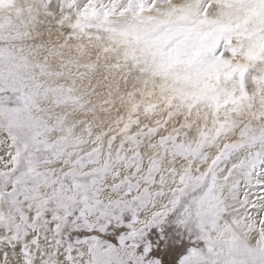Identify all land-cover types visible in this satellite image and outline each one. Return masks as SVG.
I'll list each match as a JSON object with an SVG mask.
<instances>
[{
  "label": "snow or ice",
  "instance_id": "1",
  "mask_svg": "<svg viewBox=\"0 0 264 264\" xmlns=\"http://www.w3.org/2000/svg\"><path fill=\"white\" fill-rule=\"evenodd\" d=\"M0 264H264V0H0Z\"/></svg>",
  "mask_w": 264,
  "mask_h": 264
}]
</instances>
